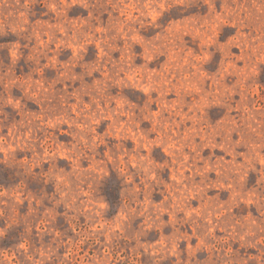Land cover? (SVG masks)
<instances>
[{"label":"rangeland","instance_id":"1","mask_svg":"<svg viewBox=\"0 0 264 264\" xmlns=\"http://www.w3.org/2000/svg\"><path fill=\"white\" fill-rule=\"evenodd\" d=\"M0 264H264V0H0Z\"/></svg>","mask_w":264,"mask_h":264}]
</instances>
